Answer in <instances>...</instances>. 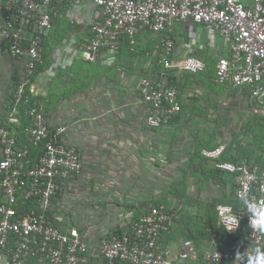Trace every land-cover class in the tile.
Listing matches in <instances>:
<instances>
[{"label":"built area","instance_id":"2783aa9c","mask_svg":"<svg viewBox=\"0 0 264 264\" xmlns=\"http://www.w3.org/2000/svg\"><path fill=\"white\" fill-rule=\"evenodd\" d=\"M2 1L0 50L28 57L7 120L20 125L25 117L29 128L26 141L20 142L13 127L0 125V264H247L249 257L264 258V234L251 229L250 214L241 201L242 196L264 200V160L221 161L225 143L203 148L201 154L229 172L235 183L238 207L220 203L215 208L218 225L233 237L226 246H216L212 233L211 248H200L186 238L173 253L160 239L170 229L176 211L162 204L128 211L121 236L110 233L96 240L84 237L66 216L54 211L55 201L81 173V151L65 141V126L50 124L42 100L30 103V99L37 96L33 79L44 62L43 37L69 0ZM79 1L97 7L95 18L82 21L91 36L75 55L84 60L115 55L125 43L134 50L143 31L162 35L156 64L163 69L155 77L139 80L148 126H165L181 110L171 71L197 74L205 69V62L195 56L171 59L174 40L168 32L182 21L204 25L222 39L228 53L217 59L214 81L248 87L254 99L251 113L264 119V0ZM30 147L41 151L32 166ZM237 216L239 225L232 230L229 221Z\"/></svg>","mask_w":264,"mask_h":264},{"label":"crops","instance_id":"0c3cea01","mask_svg":"<svg viewBox=\"0 0 264 264\" xmlns=\"http://www.w3.org/2000/svg\"><path fill=\"white\" fill-rule=\"evenodd\" d=\"M96 16L97 7L92 3L79 0L64 3L52 28L43 37L44 62L35 74L33 87L50 124L65 126V141L80 149L83 168H112L106 169V175L110 181L119 182L122 199L113 209L119 208L122 213L119 223L111 228L106 225V234L126 227L127 204L135 205V210L140 212L143 208H139L140 203L154 199L176 211L169 201L175 200V193L179 192L170 188L175 182L181 185V193L189 190L184 184H190L194 190L200 180L213 182L217 187L216 197L237 203L232 175L223 170L216 172L214 161L205 158L201 150L225 143L221 160L261 162L264 160V119L251 113L254 99L248 87L235 88L214 81L217 59L228 53L222 39L192 21L177 22L168 32L174 40L171 59L195 56L205 62V69L197 74L171 71L170 79L178 88L181 110L169 124L153 128L145 121L147 108L139 95V80L141 76L155 77L163 69L156 64L162 35L143 31L137 36L135 52L125 43L115 55L103 54L96 61H87L76 56L75 51L91 36L82 21ZM72 20L81 23H71ZM27 60V55L18 57L0 50L2 125H15L8 123L7 117ZM92 173L105 172L89 174ZM109 187L105 188L106 198L111 199L115 191ZM59 198L54 210L64 214ZM176 218L177 212L170 229L161 236L163 246L176 253L186 238L193 239L200 248L214 245L209 239L211 235L190 227L191 222L187 220L176 221ZM117 221L118 217L112 219ZM215 245L222 247L228 243L215 240Z\"/></svg>","mask_w":264,"mask_h":264},{"label":"rangeland","instance_id":"374dc122","mask_svg":"<svg viewBox=\"0 0 264 264\" xmlns=\"http://www.w3.org/2000/svg\"><path fill=\"white\" fill-rule=\"evenodd\" d=\"M106 169L112 168L102 166H92V168L89 167V170H87V168H82L79 175L80 178L69 187L67 186L68 188L66 187L58 200L61 211L71 220L70 222L72 225L76 226L80 233H82L84 237H87V239L95 238L96 240L102 238L106 234V225L111 228L112 225L119 223V218L122 213L119 208L113 209L114 205L116 203H121L122 199L118 191L119 182L110 181L111 179L106 175ZM100 170H103L105 173L98 175L94 173H92V175L89 174L93 171ZM196 183V188L194 190L190 187V184H184L188 185L189 190L187 192L183 191L182 193L180 188L181 185L178 182L172 183L173 186L171 184L170 188L173 189L174 187L173 191L179 192L175 193L177 197L175 200L171 198L169 201H171V206L177 208L176 221L192 219L193 221L190 227L203 228V226H205L204 216L206 211L211 208L210 202L217 205L221 203L218 201H225L226 204H232V201L229 200V198L216 197L215 191H217V187L213 182L200 180ZM121 185L122 184H120V187ZM106 186L114 187L115 193L112 195L111 199L106 198ZM188 193L189 195L185 196ZM215 208L216 207H214V210ZM124 215L125 213H123V216ZM116 217H118V221L112 222V219Z\"/></svg>","mask_w":264,"mask_h":264},{"label":"trees","instance_id":"16d2710c","mask_svg":"<svg viewBox=\"0 0 264 264\" xmlns=\"http://www.w3.org/2000/svg\"><path fill=\"white\" fill-rule=\"evenodd\" d=\"M136 51V47L134 48V50H131V52H135ZM40 66V65H39ZM38 66V69L36 70V72L39 70V67ZM38 99V97H32L31 99H30V103H33L34 101H36ZM12 102V101H11ZM22 108V107H21ZM24 108H22V110H23ZM172 120V119H171ZM170 120V121H171ZM8 121V120H7ZM7 124V123H6ZM0 125H2V124H0ZM3 125H5V124H3ZM5 126H7V125H5ZM7 127H9V128H11V127H13L17 132H18V134H19V141L20 142H23V141H26V136H25V134H26V130L29 128V121L27 120V119H25V118H23V120H22V123L20 124V125H14V126H7ZM262 133V132H261ZM263 137H264V134H263ZM77 147V146H76ZM30 149H31V155H30V166H32L33 165V163H35V161L37 160V157H38V154H40V149L39 148H31L30 147ZM79 149V148H78ZM80 150V149H79ZM81 158H82V154H81ZM242 160V159H241ZM240 161V160H239ZM233 162V161H232ZM238 162V161H237ZM215 171L217 172H222V170L221 169H219V168H217V167H215ZM224 171V170H223ZM229 173V172H228ZM233 178V177H232ZM218 202H221V203H225V201H218ZM228 202H230V201H228ZM160 200H154V199H146V200H144L143 201V204L142 203H140V205H138L139 206V208H140V206H141V208L143 207V206H145V205H148V204H150V205H155V206H158V205H160ZM210 205H211V208H210V210H208V211H206V214H205V216H204V219H205V221H204V224H205V226H203V229L202 228H195V227H192V228H195V229H197V230H200V232H202V233H206L207 235H209L210 236V234H212V233H214V235H215V240H217V242L218 243H220V242H225L226 244L228 243H230L232 240H233V237H231V236H228L226 233H225V231H224V229H223V227H221V226H219L218 225V222H217V215H216V211L214 210V207H216V205H215V203H212V202H210L209 203ZM232 205L233 206H235V208H237L238 207V202L236 203H234V201H232ZM135 205H133V204H127L125 207L128 209V211H130V210H132V211H136L135 210V207H134ZM126 209V210H127ZM207 209H209V208H207ZM55 211V210H54ZM127 211V212H128ZM141 212V211H140ZM64 215V214H63ZM65 216V215H64ZM189 223L190 222H192L193 220L192 219H186ZM125 232V228H121V227H118L117 229H115V230H113L112 231V233L114 234V235H116V236H121L123 233Z\"/></svg>","mask_w":264,"mask_h":264},{"label":"clouds","instance_id":"9594fccd","mask_svg":"<svg viewBox=\"0 0 264 264\" xmlns=\"http://www.w3.org/2000/svg\"><path fill=\"white\" fill-rule=\"evenodd\" d=\"M241 201L243 206L246 208L247 213L250 214L248 216V224L250 225L251 229L264 234V200L257 201L255 199H249L246 196H242ZM238 225V216L235 219L229 221V226L232 227V230H235ZM241 258L243 257L241 256ZM247 264H264V258L260 256L249 257Z\"/></svg>","mask_w":264,"mask_h":264}]
</instances>
